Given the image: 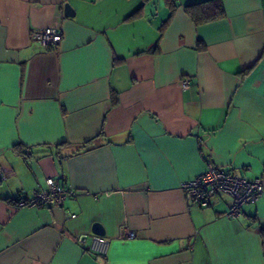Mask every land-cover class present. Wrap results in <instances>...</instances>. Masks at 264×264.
<instances>
[{"label":"crops","instance_id":"1","mask_svg":"<svg viewBox=\"0 0 264 264\" xmlns=\"http://www.w3.org/2000/svg\"><path fill=\"white\" fill-rule=\"evenodd\" d=\"M203 1L0 0V264H264V193L230 217L182 188L211 166L264 181V0L196 23ZM48 177L75 197L14 209Z\"/></svg>","mask_w":264,"mask_h":264},{"label":"built area","instance_id":"2","mask_svg":"<svg viewBox=\"0 0 264 264\" xmlns=\"http://www.w3.org/2000/svg\"><path fill=\"white\" fill-rule=\"evenodd\" d=\"M32 38L44 47H53L59 44L62 35L55 27H46L35 30L32 33ZM180 84L182 88H188L190 78H182ZM45 183L44 188L34 190L28 197L22 195L12 197L14 209L38 206L62 207L68 197H75L74 188L57 183L52 177L46 178ZM182 188L187 200L197 203L200 207L208 206L210 198L215 194L223 193L230 196L232 201L228 216L236 217L240 213L242 205L257 200L264 193V181L260 176L248 180L234 172L211 166L205 172L183 182ZM74 216L75 214L68 215V217ZM120 237L130 239L134 237V233L124 228ZM77 241L84 246L87 245L89 250L101 254L107 252L110 242L108 238L99 235H91L88 238L80 237Z\"/></svg>","mask_w":264,"mask_h":264},{"label":"trees","instance_id":"3","mask_svg":"<svg viewBox=\"0 0 264 264\" xmlns=\"http://www.w3.org/2000/svg\"><path fill=\"white\" fill-rule=\"evenodd\" d=\"M173 2V0H170ZM209 4V3H216L217 6H220L219 4V0H206L203 2H200L199 4H191V5H187L185 7L186 12L192 17V19L194 20V22H200V21H204L206 19H213L214 18V14H212L211 12H209L208 9L205 8H192L195 5H201V4ZM197 10V11H196ZM262 233H264V230H262Z\"/></svg>","mask_w":264,"mask_h":264},{"label":"water","instance_id":"4","mask_svg":"<svg viewBox=\"0 0 264 264\" xmlns=\"http://www.w3.org/2000/svg\"><path fill=\"white\" fill-rule=\"evenodd\" d=\"M65 13L67 15H71L72 14V12H70V9H69L68 5H65ZM94 233L102 234V229L100 228L99 225H94Z\"/></svg>","mask_w":264,"mask_h":264}]
</instances>
